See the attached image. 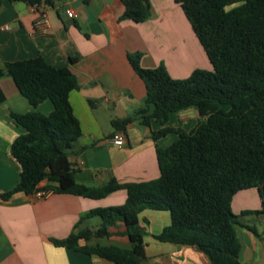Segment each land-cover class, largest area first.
Here are the masks:
<instances>
[{"label": "trees", "instance_id": "16d2710c", "mask_svg": "<svg viewBox=\"0 0 264 264\" xmlns=\"http://www.w3.org/2000/svg\"><path fill=\"white\" fill-rule=\"evenodd\" d=\"M28 6L51 8L57 0H8ZM121 19L135 23L149 16L146 0H122ZM211 66L196 69L183 80L172 79L161 63L154 69L140 66V53L128 54L127 61L142 81L145 98L134 112L141 126L150 129L156 142L169 134L177 139L166 148L155 146L158 177L147 182L119 184L108 181L101 187L78 185L68 157L81 130L69 103L71 92L79 89L74 74L56 69L43 59L6 63L0 78L9 77L18 93L32 108L25 114H11L24 133L9 147L10 157L19 165V179L13 189L2 193L7 201L15 194L37 191L103 199L125 190L122 205L94 209L83 215L72 232L52 240L87 256L111 264H142L145 230L138 216L144 210L167 212L169 224L152 238L159 243L196 247L210 264H241L238 222L231 211L234 196L257 189L264 204V0H175ZM5 96L0 90V104ZM44 101L51 104L48 115L37 111ZM195 108V127L185 131L167 124L170 114ZM131 118L113 120L112 127L124 132ZM46 181L43 187L40 183ZM254 213L242 212L239 216ZM97 217L95 230L81 223ZM121 225L129 250L113 246L87 245L91 240L111 236L110 228ZM259 236L254 227H245ZM81 243H84L81 245Z\"/></svg>", "mask_w": 264, "mask_h": 264}, {"label": "crops", "instance_id": "0c3cea01", "mask_svg": "<svg viewBox=\"0 0 264 264\" xmlns=\"http://www.w3.org/2000/svg\"><path fill=\"white\" fill-rule=\"evenodd\" d=\"M146 1L149 16L135 23L121 19L122 0H57L51 8L40 5L34 10L22 2L0 0V68L6 63L41 58L53 68L69 69L77 79L79 89L70 93L69 103L81 136L68 160L78 185L101 187L110 180L119 184L154 180L159 175L155 146L166 148L177 139L169 134L152 141L150 131L159 126L152 122L150 129L145 128L134 116L143 105L145 89L129 66L127 55L140 53L144 69L162 63L170 77L179 80L197 69L188 70L187 66L197 67L193 55L203 50L175 0ZM68 9L75 15L72 19L65 16ZM0 90L5 96L0 104L1 195L15 187L20 172L9 147L24 131L13 124L10 115L25 114L32 108L9 77L0 78ZM51 110L48 101L37 108L42 115ZM125 118L132 119L121 132L126 140L120 146L113 145L109 140L120 131L111 122ZM198 118L196 109L190 108L170 114L167 124L189 131ZM46 184L43 181L39 186ZM254 190L255 199L245 197L240 205L238 195L234 196L232 213L257 211L258 216H264L263 200ZM125 198V190H118L98 200L54 193L41 199L24 194H15L7 201L0 199V264H111L97 256L55 247L51 241L65 239L89 211L120 206ZM251 216L256 215L244 217ZM95 218L84 220L81 228L97 229L100 219ZM138 221L145 230L142 264H210L199 248L159 243L152 238L169 224L167 212L144 210ZM246 226L254 227L259 236ZM116 227L109 229V238L91 240L87 245L106 240L111 241L107 246L120 248L128 240L121 234L123 228L117 233ZM236 235L239 262L264 264V239L257 228L236 227Z\"/></svg>", "mask_w": 264, "mask_h": 264}, {"label": "rangeland", "instance_id": "374dc122", "mask_svg": "<svg viewBox=\"0 0 264 264\" xmlns=\"http://www.w3.org/2000/svg\"><path fill=\"white\" fill-rule=\"evenodd\" d=\"M194 56V61L197 63V67H190L192 65H189L187 66L188 67V70L190 69H194V68H197V69H200V70H206V71H210L211 70V66L207 60V58L205 57V54L203 51H201L199 54L197 55H193ZM188 76V75H187ZM187 77L185 78H182V79H179V80H183V79H186ZM236 195H238L237 197V204L240 205V204H243V199L245 197H248V199L250 201H252V199L254 200L255 199V195H256V192L254 189H251V190H246V191H241V192H238ZM246 201H247V198H246ZM236 208V207H235ZM234 208V212H236V209ZM234 214V213H233ZM235 216H237L236 220L238 222V226L236 227H241L243 225H249V226H255L258 230V232L260 233L261 237H263L264 239V216H251L249 218H245L244 216H239L236 214H234ZM98 220V218H95ZM121 225L117 226L116 227V232L119 233V229H121ZM111 242V241H109ZM108 241L106 240H103L100 242L99 245L101 246H107ZM107 243V244H106ZM121 249H129L130 248V245L128 242H125V244H122L120 246Z\"/></svg>", "mask_w": 264, "mask_h": 264}, {"label": "built area", "instance_id": "2783aa9c", "mask_svg": "<svg viewBox=\"0 0 264 264\" xmlns=\"http://www.w3.org/2000/svg\"><path fill=\"white\" fill-rule=\"evenodd\" d=\"M36 7H37L36 5L30 6V9L34 10ZM65 16L68 19H72L75 15L71 10L68 9V10H65ZM125 140H126L125 135L123 133L119 132L117 134H114L113 137L109 140V142L113 145L120 146L125 142ZM50 194H52V193L51 192L37 191L33 195L35 198L41 199V198H44Z\"/></svg>", "mask_w": 264, "mask_h": 264}, {"label": "water", "instance_id": "95a60500", "mask_svg": "<svg viewBox=\"0 0 264 264\" xmlns=\"http://www.w3.org/2000/svg\"><path fill=\"white\" fill-rule=\"evenodd\" d=\"M195 109V108H194Z\"/></svg>", "mask_w": 264, "mask_h": 264}]
</instances>
